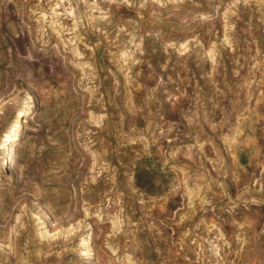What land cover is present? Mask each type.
Instances as JSON below:
<instances>
[{"label": "rangeland", "instance_id": "rangeland-1", "mask_svg": "<svg viewBox=\"0 0 264 264\" xmlns=\"http://www.w3.org/2000/svg\"><path fill=\"white\" fill-rule=\"evenodd\" d=\"M4 166L0 264H263L264 0H0Z\"/></svg>", "mask_w": 264, "mask_h": 264}, {"label": "bare ground", "instance_id": "bare-ground-1", "mask_svg": "<svg viewBox=\"0 0 264 264\" xmlns=\"http://www.w3.org/2000/svg\"><path fill=\"white\" fill-rule=\"evenodd\" d=\"M191 92H192V90H191ZM15 126V125H14ZM13 128V127H12ZM13 131V130H12ZM11 131V132H12ZM6 135V134H5ZM7 137V136H6ZM14 143L11 145V155L15 152V148H14ZM13 162V161H12ZM9 166V165H8ZM6 167L7 166H4L3 168H0V173L2 172V171H4L5 169H6ZM2 186V185H1ZM0 186V187H1ZM170 209V208H169ZM194 209V208H193ZM195 211V210H194ZM199 214V213H198ZM201 215V214H200ZM200 215H198V216H200ZM203 215V214H202ZM166 216V215H165ZM193 221V220H192ZM89 229V228H88ZM182 230V229H181ZM90 232V231H89ZM90 235V234H89ZM89 237L90 236H86L82 241H83V244H82V247L84 248V252H83V256L85 257V258H92V249H91V243H90V240L91 239H89ZM256 252H258V251H255V253ZM254 253V254H255ZM259 253V252H258ZM262 253V252H261ZM253 257H254V255H253ZM252 258V257H251ZM258 258V257H257ZM254 259H255V257H254ZM257 260V259H256ZM264 264V263H263Z\"/></svg>", "mask_w": 264, "mask_h": 264}]
</instances>
